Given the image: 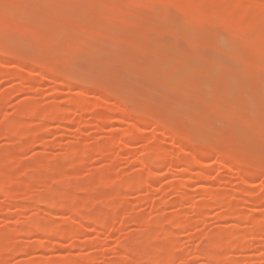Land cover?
<instances>
[{
  "label": "rangeland",
  "instance_id": "rangeland-1",
  "mask_svg": "<svg viewBox=\"0 0 264 264\" xmlns=\"http://www.w3.org/2000/svg\"><path fill=\"white\" fill-rule=\"evenodd\" d=\"M63 1L67 3L61 0H0V18L3 19H0V50L5 46L6 50L23 51L34 58L24 61L13 57L12 52L10 57L0 53V94H4V99L0 100V127L15 119L16 106L26 102L30 103L21 105L33 104L39 115L55 104L73 111L69 116L75 119L65 124L56 117L43 119L36 112V116L23 120L24 127L14 135L3 136L1 131L0 151L7 154L0 156V162L10 167L7 176L2 178H5L7 190L20 197L17 194L18 199L13 197L14 200L6 201V195H0V240H6L0 245V264L52 261L64 264L69 259L70 262L86 259V264H113L121 251L124 253L122 248L131 254L125 252L121 261L134 264L137 255L140 258L147 249L153 252L156 245L165 241L170 245L165 256H172L173 260L164 261V264H208L211 263L206 259L208 255H223L224 249L236 240H240L243 247L230 250L232 264H264V228L259 226L264 225V173H260L264 170V47L260 48L261 35H264V3H261L264 0H207L209 3L204 0L207 4L203 0H188V3L185 0H152L153 6L151 0L146 3L145 0ZM236 1L241 4L233 7ZM165 13L169 14L167 18ZM153 15V18L148 17ZM212 16L216 18L214 21H221L215 23ZM237 18L244 23L235 30L233 25L240 24H235ZM141 20L147 21L142 23ZM163 22L167 23V29L162 28ZM168 23L177 24L179 28ZM168 27L175 28L176 32ZM79 31L84 34L83 43L72 44L68 34ZM140 34L145 35L144 42L147 37L153 39L149 42L146 39L147 43L153 42L151 46L146 42L141 45ZM23 45H26L22 47L25 50L19 47ZM46 46L52 49L51 53L44 50ZM169 61L180 69H168L167 65L172 66ZM41 63L44 68L40 67ZM16 68L23 69L21 82L8 79L1 72H14ZM74 72L82 75H74ZM60 74H66L69 79L76 77L85 86L76 83V79H68V82L60 81L61 91H54L53 85L60 80ZM26 82H30L32 91ZM93 82L105 92L109 89V95L96 89ZM79 90L84 99L101 104L106 101L130 110L133 106V109L143 108L156 116L158 122L175 127L176 123L178 131L187 137L184 140L193 144L172 138L161 123V126L144 123L141 115L130 114L133 116L130 121L141 128L138 130L143 140L139 142L121 136L129 126L128 114L127 117L113 115L115 120L97 125L95 115L100 114L99 110L102 112L103 106L79 111V104L71 100L72 91ZM25 132L33 137L28 146L24 142ZM121 141L122 147L111 145ZM208 141H219L217 145H223L220 148L226 152L230 150L228 154L242 155L250 164L258 160L263 167L258 170L260 172L248 176V183H242L238 179L237 171L241 168L237 164L218 153L208 155L206 144H211ZM148 145L173 150L170 149V159L155 160L159 163L156 164L157 174L149 180L141 164L146 165L143 160L148 162L154 155L145 152ZM83 149H87L85 157H81ZM17 176L27 185L13 181ZM132 177H136L139 184L131 187L123 184ZM180 184L187 187L182 198L176 192ZM214 192L224 193V204L209 203L208 208H200L198 205L206 201L207 194ZM48 196L54 197L56 204L59 200L76 199L79 207L69 213V210L49 206L51 202L38 205L40 197L45 201ZM225 209L230 213L241 212L242 218L228 213L223 215ZM99 210L109 213L104 212L110 224L101 228L94 227V222L83 221L86 230H74L88 234L77 235L78 241L74 240L77 230L59 242L55 236L47 242L45 232L29 233L25 225L26 221L43 217L44 212L51 217L52 223L60 224L69 219L78 223L92 213L90 211L100 213ZM172 216L178 221L185 219L187 223L171 226L164 221L162 225L163 219ZM253 220L259 225L252 227ZM215 232H224L230 239L215 247L210 242ZM88 240L94 244L88 245ZM35 241H44L47 246L38 248L40 242L35 246ZM27 246L28 256L16 251L18 247ZM146 261L142 264H148ZM56 262L54 264H59Z\"/></svg>",
  "mask_w": 264,
  "mask_h": 264
},
{
  "label": "bare ground",
  "instance_id": "bare-ground-1",
  "mask_svg": "<svg viewBox=\"0 0 264 264\" xmlns=\"http://www.w3.org/2000/svg\"><path fill=\"white\" fill-rule=\"evenodd\" d=\"M60 1V0H59ZM62 1V3H64L65 1H63V0H61ZM71 1V0H70ZM69 1V2H70ZM90 1V0H89ZM131 1V0H130ZM141 1V0H140ZM186 2L188 1V0H185ZM190 2H193V0H189ZM202 1V0H201ZM205 1H207V0H205ZM204 0H203V2L204 3H206ZM212 1V0H211ZM68 2V3H69ZM84 2H88V1H79V0H72V2L71 3H84ZM121 2V1H120ZM134 2V1H133ZM137 2V1H136ZM148 2V1H147ZM176 2V1H175ZM174 2V3H175ZM178 2V1H177ZM181 2H183V1H181ZM180 2V3H181ZM185 2V3H186ZM189 2V3H190ZM208 2V1H207ZM55 3V2H54ZM58 3V2H57ZM61 3V2H60ZM65 3H67V2H65ZM88 3H91V2H88ZM123 3H124V1H123ZM145 3H146V0H145ZM149 3V2H148ZM151 3H152V6L154 5L153 3V1L151 0ZM150 3V4H151ZM188 3V2H187ZM195 3V2H194ZM209 3V2H208ZM261 3H264V2H261ZM183 4V3H182ZM203 4V3H202ZM207 4V3H206ZM233 4L235 5V6H233V7H236V6H239L240 4H241V2H239V1H236V2H233ZM181 5V4H180ZM179 5V6H180ZM164 6L165 7H168V6H166L165 4H164ZM182 6V5H181ZM155 8V7H154ZM184 9V8H183ZM169 12V11H168ZM167 11H166V13H168ZM165 13V16L164 17H168V16H166V15H169V14H166ZM143 15V14H142ZM149 15H152L151 13L149 14ZM178 15V14H177ZM186 16V15H185ZM185 16H183V17H185ZM134 17V16H133ZM138 17V16H137ZM148 17H150V18H153L154 17V15L151 17V16H148ZM164 17H163V19H164ZM244 17V16H243ZM254 17V16H253ZM186 18V17H185ZM212 18H213V16H212ZM215 18V17H214ZM214 18H213V21H214ZM245 18H247L248 19V17H244V19ZM251 18V17H250ZM1 19V18H0ZM126 19H127V17H126ZM130 19H133V18H130ZM141 19V18H140ZM140 19L138 18V21H140ZM216 19V18H215ZM238 19V18H237ZM243 18H241V20H244ZM253 19V18H252ZM1 20H3V19H1ZM151 20V19H150ZM149 20V18H148V21L149 22H151L152 23V21H150ZM158 20H159V18H158ZM164 20H167V19H164ZM182 20V19H181ZM234 20H236V19H234ZM142 21V23L144 22V20H141ZM147 20H145V22H146ZM160 21H161V19H160ZM168 21V20H167ZM219 21H221V20H219ZM219 21H217V22H219ZM238 21H240V19H238L237 20V22L235 23V22H233V23H235V24H237V23H240V24H237V26H235L234 27V25H233V28L235 29V30H238L237 28L239 27V26H241L242 25V23H244V21H240V22H238ZM144 22V23H145ZM148 22V23H149ZM168 22H171V21H168ZM172 22H174V21H172ZM215 23H217L216 22V20L214 21ZM242 22V23H241ZM254 22V21H253ZM147 23V24H148ZM155 23V22H154ZM153 23V24H154ZM163 23H165V22H163ZM156 24H157V22H156ZM161 24L162 23H160L159 25H160V27H162V26H164V27H162V28H165L166 27V29H167V23H165V25H162L161 26ZM168 24H170V23H168ZM178 24H180V23H178ZM150 25H152V24H150ZM159 25H157L156 27H159ZM170 25H172V24H170ZM177 25V24H176ZM176 25H172V26H174L175 28H179V27H177ZM205 25V24H204ZM90 25H88V27H89ZM154 26H155V24H154ZM180 26H183V25H180ZM0 27H1V25H0ZM171 27V26H170ZM170 27H168V28H170ZM174 28V30L172 29V28H170V29H172L174 32H176V29ZM232 30L231 29V31H233V32H236L235 30ZM0 30H2L1 28H0ZM162 30V29H161ZM164 30V29H163ZM216 30V29H215ZM76 31V30H75ZM178 31V30H177ZM161 32V31H160ZM239 32V31H238ZM264 33V32H263ZM82 35H84L83 33H80V31L77 33V32H73V33H70V34H68V39L70 40V42L72 43V44H76L77 42H81V37H82ZM141 35V34H140ZM143 35V34H142ZM141 35V37L140 38H142V37H144L145 38V35H143L142 36ZM211 36V35H210ZM209 36V37H210ZM231 36H233V34H231ZM262 37H261V41H260V44H261V47L260 46H258L257 44H256V46H258V49H259V47L262 49L263 47H264V35L262 34L261 35ZM147 37V36H146ZM215 37V36H214ZM219 37V36H218ZM148 38V37H147ZM146 38V39H147ZM213 38V37H212ZM211 37H210V39H212ZM85 39H86V37H85ZM146 39H145V42L147 43V41H146ZM151 38H148V42H149V40H150ZM230 39V38H229ZM141 40V39H140ZM140 40H139V42H140ZM144 39L142 38V40L141 41H143ZM152 41H153V39H151ZM25 41H27L28 42V40H24V42ZM144 41H143V43L141 42V45L142 44H144L145 43ZM207 42V41H206ZM83 42H81L80 44H82ZM85 43H87V42H84V44ZM145 43V44H146ZM151 43V42H150ZM150 43H147L148 45H150ZM153 43V42H152ZM151 43V44H152ZM208 43H209V41H208ZM83 44V46L84 47H86L85 45ZM213 44V43H212ZM90 45V44H89ZM140 45V46H141ZM26 45H23V46H19V47H25ZM91 46H93V45H91ZM151 46V45H150ZM5 47V46H4ZM4 47H3V49H2V51L0 50V53L1 54H5L6 56L7 55H9V57L10 56H12V54H13V57H16V58H18V59H22V60H28V58H30V59H32V57H31V55L29 54H27L26 52H23L22 51V53L21 52H18V53H16L14 50H6V49H4ZM27 47H28V45H27ZM27 47H26V49H27ZM30 47V46H29ZM33 47V46H32ZM32 47H30V48H32ZM88 47V46H87ZM148 47V46H147ZM152 47H154V46H152ZM44 48V50L47 52V53H51L52 52V49L50 48V47H48V46H46V47H43ZM150 47H148V49H149ZM256 48V47H255ZM22 49H24V48H22ZM87 49H90V48H87ZM4 50V51H3ZM8 51V52H6V51ZM25 50V49H24ZM73 50V49H72ZM90 50H92V49H90ZM177 50V49H176ZM255 50V49H254ZM14 51V52H13ZM27 51V50H26ZM76 51V50H75ZM180 51V50H179ZM6 52V53H5ZM11 52H12V54H11ZM181 52V51H180ZM180 52H178V54L180 53ZM183 52V51H182ZM22 54L23 56H20V54ZM184 53H186V52H184ZM183 53V54H184ZM247 53H248V51H247ZM19 54V55H18ZM183 54H182V56H183ZM4 55V56H5ZM26 55V56H25ZM173 55H174V52H173ZM247 55V54H246ZM28 56V57H27ZM187 56V55H186ZM175 57H181L180 55L178 56V55H176ZM30 59H29V63H30ZM34 59V58H33ZM33 59L31 60V61H33ZM171 59H173V58H171ZM180 59V58H179ZM182 59V58H181ZM187 59H186V57H185V61H186ZM62 61V60H61ZM125 61H127V60H125ZM129 61H131V60H129ZM27 62V61H26ZM37 62V60L35 59L34 60V64ZM39 62V61H38ZM128 62V61H127ZM157 62V61H156ZM187 62V61H186ZM28 63V62H27ZM32 63V64H33ZM49 63V62H48ZM66 63V62H65ZM168 63H170L172 66L170 67V65H167L166 67H168V69L170 68V70H171V68L173 67V63H171V61H169ZM42 64V63H41ZM51 64H53V63H51ZM155 64V63H154ZM157 64H159L158 62H157ZM38 65V64H37ZM40 65V64H39ZM54 65V64H53ZM127 65H128V63H127ZM130 65V64H129ZM128 65V66H129ZM132 65V64H131ZM49 66V65H48ZM48 66H47V68H48ZM138 66V65H137ZM184 66V65H183ZM40 67H43V64L42 65H40ZM45 67H46V65H45ZM139 67V66H138ZM138 67H136V68H138ZM141 67V69H143V71L145 70V67H143L142 68V66H140ZM163 68H164V66H162ZM44 68V67H43ZM46 68V69H47ZM76 68H78V67H76ZM175 68V70L176 69H180V68H176V67H173L172 68V70ZM49 69V68H48ZM64 69V68H63ZM79 69V68H78ZM99 69H101V67H99ZM135 69V68H134ZM147 69H149V68H146V70ZM23 69H20L19 68V70H18V68H16V70L13 72V71H11L10 70V72L8 71V70H4V71H1V72H3L4 73V75L6 76V78H8V79H16L18 82H21V81H23L24 80V75L20 72V71H22ZM65 71H66V69H64ZM151 70V69H150ZM70 71V70H69ZM80 71V70H79ZM84 71V70H83ZM154 71V70H153ZM66 72H68V70L66 71ZM70 72H72V71H70ZM70 72H68V73H70ZM141 72V71H140ZM146 72H148V73H150L149 71H146ZM55 73V72H54ZM81 73H83L82 72V69H81ZM84 73H89V72H86V71H84ZM147 73V74H148ZM58 73H56V75H57ZM70 74H73V72L72 73H70ZM69 74V75H70ZM79 74H80V72H79ZM78 73L76 74L75 72H74V75H79ZM146 74V73H145ZM80 75H82V74H80ZM89 75H90V73H89ZM110 75V74H109ZM91 76H93L92 74H91ZM111 76V75H110ZM26 77V76H25ZM58 77L60 78V80L59 81H56L55 83H54V85H53V90L54 91H61V89L59 88V84H60V81L61 82H66L68 79H69V77L68 76H66V74L64 75V74H60V75H58ZM96 77V76H95ZM113 77V76H112ZM97 78V77H96ZM74 79H76L77 81H75L76 83H78V84H81L82 86L84 85L85 86V84H83V83H80L79 82V80L76 78V77H73V79H69V80H72V81H74ZM98 80H100L101 78H97ZM128 79V78H127ZM87 80V79H86ZM86 80H85V83H86ZM89 81H91L90 79H88ZM81 81V80H80ZM83 81H84V79H83ZM104 81V80H103ZM120 81V80H119ZM68 82V81H67ZM105 82H108V81H105ZM27 83V84H26ZM25 84H26V86L30 89V82H26ZM72 83V82H71ZM89 83V82H88ZM87 83V84H88ZM93 83H95V82H93ZM86 84V85H87ZM96 84H98V83H95V87H97L96 89H98V90H102V92L103 93H105V94H107V95H109L107 92L109 91V89H106L107 90V92H105V90H104V88H98V85L96 86ZM109 84H112V83H109ZM80 85V86H81ZM89 85V84H88ZM94 85V84H93ZM77 86V85H76ZM79 86V85H78ZM90 86V85H89ZM92 86V85H91ZM90 86V87H91ZM99 86H100V84H99ZM75 87V86H74ZM94 86H93V88H95ZM101 87V86H100ZM127 87V86H126ZM58 88L60 89V90H58ZM76 88V87H75ZM74 88V89H75ZM18 91L19 90H21V89H17ZM31 91H32V89H30ZM126 90V89H125ZM80 91H82V90H79V91H72L73 93H72V97H71V100H72V102L73 103H77V104H79V106H78V110L79 111H90V109H91V111H92V108H96L97 106H98V109H101V107H102V112L99 110L97 113H100V114H96L95 116H96V118H95V116H94V118H95V122H96V124L97 125H99V124H101L102 122H108V121H113V120H115L114 118H115V116H113V115H119V116H121L122 114V116H126L127 117V115L126 114H128V118H129V126H128V128H127V130L125 131V130H123V132H121V136H123V137H129V138H131L132 140H134L135 139V141L137 140H139V141H141V128L140 127H138V123H136V122H131L130 120H131V118L133 117V116H136V115H138V116H140L141 118H142V120L144 119V123H155L156 125H160L159 123H161V127L166 131V133L167 134H169L172 138H175V139H178L179 141H181V142H184V143H188L189 142V144L192 142V141H185L184 139H185V135L184 134H182L180 131H178V129L176 128L177 127V125L178 124H176L175 123V125H176V127L175 126H169L166 122H158V118H156V116H151V114H149V111H144V109L142 108L141 110H143L144 112H142L141 110H140V108L138 109V108H136V109H133L135 106H133V108H131L132 110H130L128 107H123V108H121L120 106H118V105H115L114 103H112V104H108V103H105V102H103V104H105V105H103V104H101V103H98L97 101H90L89 99H87V98H83V94H81L80 93ZM33 92L35 93V91L33 90ZM111 92V91H110ZM126 92V91H125ZM80 93V94H79ZM111 93H113V92H111ZM203 93V92H202ZM113 94H115V95H117L116 93H113ZM112 94V95H113ZM35 95V94H34ZM81 95V96H80ZM111 95V94H110ZM111 95V96H112ZM85 96V95H84ZM114 96V95H113ZM118 96H119V94H118ZM120 97H122V96H119V98ZM4 99V94H0V100H3ZM118 99V98H117ZM122 100H124L125 102H127V99L125 100L124 98H121ZM23 102V101H22ZM26 103H30V102H26ZM26 103H20V105H17L16 106V111H15V119H12V120H10V121H7L5 124H3L2 125V127H0V133H1V131L3 132L2 134H4L3 136H7V137H9L10 135L12 136V134L14 135L15 133H17L19 130H21L23 127H24V122H23V120L26 118V117H30V116H36V112H37V114H38V116L40 117V115H41V117L43 118V119H45V118H47V117H56V119L58 118V120H61L63 123H65V124H68L69 122L70 123H72L75 119H71L70 117L71 116H69V114L71 113V112H73V111H71L70 109H67V108H62V107H60V106H57V105H55V104H53V105H50L49 107V110L48 109H46L44 112H41L40 113V115H39V113H38V111H36V108L34 107V105L33 104H27V105H21V104H26ZM177 104H179V103H177ZM190 104V103H189ZM181 105V104H180ZM51 106H53V107H51ZM183 106V105H182ZM100 107V108H99ZM127 109H129L130 110V112L127 110ZM138 109V110H137ZM133 111V112H132ZM136 113H135V112ZM69 112V113H68ZM143 114H142V113ZM146 112V114L147 115H145L144 113ZM148 112V113H147ZM140 113V114H139ZM33 114H35V115H33ZM130 114H132L131 115V117H130ZM149 114V115H148ZM159 114V113H158ZM121 116V117H122ZM161 117V116H160ZM42 118H40V120H43ZM162 118V117H161ZM127 119V118H126ZM73 120V121H72ZM166 120V119H165ZM160 121H162V120H160ZM167 121H168V119H167ZM172 123H173V121H171ZM170 122V123H171ZM158 123V124H157ZM164 123V124H163ZM167 125H166V124ZM171 123V124H172ZM79 124V123H78ZM163 125H164V127H163ZM179 126V125H178ZM138 128L140 129V130H138ZM179 128V127H178ZM137 130H138V132H140V134H138L137 133ZM181 131H183L182 129H180ZM6 132H7V134H6ZM8 132H9V134H8ZM11 133V134H10ZM123 134V135H122ZM120 135V134H119ZM23 137H24V142H26V146H28V145H30L31 143H32V139H33V137L31 136V135H29L27 132H25L24 134H23ZM119 137V136H118ZM187 138V137H186ZM113 139H116V138H113ZM117 139H119V138H117ZM116 139V140H117ZM143 140V139H142ZM118 141V140H117ZM138 141V142H139ZM217 141V140H216ZM216 141H214V142H216ZM113 142H114V140H113ZM209 143H211L210 145L207 143L206 145H207V147H206V145H205V147H206V150H207V153H208V155H210V154H213V153H218V154H221V155H223L225 158H227V159H229V160H232V162H234L235 164H237L241 169V171H237V172H239V178L238 179H240V181L242 182V183H248V181H249V178H248V176L250 175V174H255V173H258V172H260V171H258V170H260L263 166H261L262 164H261V162H259L258 160H255L254 162H252L251 164L250 163H248V161L246 162L245 161V159L242 157V155H240V156H232V153H231V155L230 154H228V152L230 151H228L227 150V152H226V150L224 149L223 150V148H220V147H222V146H220V145H217L218 143H219V141H218V143H213L212 141H208ZM114 143H116V141L114 142ZM119 143V142H118ZM117 143V145H115V144H111V145H113V146H119L120 145V147H122L123 145H124V143H122V141H121V143H119L118 144ZM193 143H191V145H192ZM89 149V148H88ZM171 148H161L160 146L158 147V146H156V145H148V146H146L145 147V152H147V154H154V155H152L153 156V159H152V156L149 158V160H148V162H151V160H153V162H151V163H148L147 161H145V160H143L144 162H146V165H144L145 163H141L142 165H143V167H145V169L144 170H146V171H144V172H146L145 174H147V176H146V179H147V177H148V180H149V178H152L153 176H155V174H157L156 173V171L158 170V165H156V164H159V163H157V162H155V160H158V162L160 161V159H170L171 157H172V151L170 150ZM227 149V148H226ZM86 150L87 149H83V150H81V157H85L86 156ZM90 150V149H89ZM264 151V150H263ZM100 152L103 154L105 151L102 149V150H100ZM67 153V152H66ZM264 153V152H263ZM7 153L5 152V153H2L1 151H0V156L1 157H5V155H6ZM83 154H85V155H83ZM222 156V157H223ZM245 157V156H244ZM246 158V157H245ZM151 159V160H150ZM143 161H141L140 160V162H143ZM182 161L183 162H187L185 159H182ZM248 163V164H247ZM201 165H203L204 163L203 162H201L200 163ZM223 165V164H222ZM264 165V164H263ZM156 166H157V168H156ZM0 195H2V197H4V195H6L5 197H4V199H6V197H7V199H6V201L8 200V201H11V200H14V199H12L13 197L14 198H17L18 196L20 197V195L18 194V193H15V192H10V190L8 191L7 190V188L5 187L6 186V182H5V178L3 177L2 178V176H7V173H6V171L8 170V168H10L4 161H2V162H0ZM157 169V170H156ZM263 169H264V167H263ZM258 171V172H257ZM260 173H264V170H262ZM15 180V182L17 183V184H19V185H23V186H26L27 184L26 183H24V182H22L23 180H22V178H21V176H20V178L17 176V178H13V181ZM22 180V181H21ZM148 180H146V181H148ZM147 183V182H146ZM124 185L126 184V186H133V185H136V184H139V181H138V179L136 178V177H132V178H129V180H126V181H124V183H123ZM4 185V186H3ZM141 185V184H140ZM126 186H124V188H126ZM199 188L200 189H202V186H199ZM187 190V187H186V185H184V184H180V185H178V187L176 188V192H177V194L182 198V197H184L185 196V191ZM27 193V192H26ZM17 194H18V196H17ZM18 197V198H19ZM51 197V196H50ZM49 196H48V198H49V200H48V198L46 197L45 198V201H41V200H43V198L42 197H40L39 198V202H38V205L41 203V204H44V205H47L48 203H50V204H48L49 206H51V207H55L56 209H58V210H60V208H61V210L62 209H66V211H68L69 213H70V210H71V213L73 212V209H75V210H77V207H79L78 206V202L76 203V199H74V200H70V202H69V200L68 201H63L62 202V200H59L58 202H57V204H56V201L55 200H53L54 199V197H51L50 198ZM179 197V198H180ZM207 199H206V201H204V202H202L201 203V205H198L200 208L201 207H203L204 209L205 208H208L209 207V203H213V204H215V205H223L224 204V202H223V199L225 198V195H224V193H216V192H214V193H210V194H207ZM17 198V199H18ZM10 199V200H9ZM53 200V201H51V200ZM16 200V199H15ZM49 202H48V201ZM61 201V202H60ZM55 202V203H54ZM4 204H5V202H4ZM52 204V205H51ZM83 204V203H82ZM80 206H81V204H79ZM84 205V204H83ZM119 205V204H118ZM37 206V205H36ZM60 206V207H59ZM76 206V207H75ZM2 207V206H1ZM202 208V209H203ZM74 210V211H75ZM100 211V210H99ZM90 212H92V213H88V215H86L85 216V219H84V217L81 219V221L80 222H78L77 223V221L75 222V220H73V219H69V222H68V220H66L67 222H68V226H67V222L66 221H64V222H60V224H59V222H57V221H55L54 222V220H53V222L54 223H52L51 222V217L50 216H47V214L48 213H46V212H44L43 214V217H39V218H37L38 220H36V219H34V220H30L29 221V223H28V221H26L25 222V225L27 226V228H29V229H27L28 230V232L29 233H32V234H37L38 235V233L40 234V233H44L45 232V235H46V240H47V242H49L50 241V239H51V236H55V238L57 239V241L59 242V241H61L62 240V238H64L65 236H67V234H71V233H75L76 232V230L78 231V233L76 234V238L74 239L75 241H78L79 240V236H84V234L86 235V233L88 234V232L87 231H85V233H82V232H80V230H82V228L84 229V230H86V228H85V225H83V221L84 222H87V221H90L89 223H93V226L95 227L96 225H98V226H100L101 228L102 227H106L108 224H110V222L108 221V215L107 214H105V213H108L107 211L105 212V211H103V213H101L102 211H100V213H97V212H95L94 213V211H90ZM105 212V213H104ZM225 213H228V214H230V215H232V216H236V217H241L242 218V213L241 212H239V211H236V212H233V213H230L229 212V210L228 209H225L224 210V213H223V215L225 214ZM46 214V215H45ZM109 214V213H108ZM90 215V216H89ZM220 215H222V214H220ZM37 216H39V215H37ZM47 218H46V217ZM49 217V218H48ZM41 221H40V220ZM49 219V220H48ZM70 220L72 221V222H70ZM92 220V221H91ZM32 221V222H31ZM49 221V222H48ZM164 221L168 224V225H170L171 224V226L172 225H174V226H176V224H179V226H180V224H182L183 222H184V224H186L187 223V221L184 219V220H176V219H174V217L172 216V217H168V218H166V220L165 219H163L162 220V225H164L165 223H164ZM43 222V223H42ZM46 222V223H45ZM56 222H57V224H56ZM66 222V223H65ZM82 222V223H81ZM47 223H49V224H47ZM95 223H97V224H95ZM29 224V225H28ZM166 224V225H167ZM184 224H182L181 226H183ZM250 224L252 225V227L254 226V225H259L256 221H251L250 222ZM54 225V226H53ZM146 224H144V226H145ZM25 226V227H26ZM30 226V227H29ZM98 226H96V227H98ZM259 226H261L262 228H264L262 225H259ZM94 227H93V229H94ZM75 228H79V229H76V230H74ZM96 230V229H95ZM98 230V229H97ZM80 232V233H79ZM84 232V231H83ZM47 233V234H46ZM82 233V234H81ZM81 234V235H80ZM77 235H79V236H77ZM47 236H49V238L47 237ZM155 239H156V237H155ZM158 239V238H157ZM156 239V240H157ZM225 239H227V240H229L230 238H226V236H225V233L224 232H222V233H220V232H215V233H213L212 234V237H211V243H212V245L213 246H218V245H220L221 243H222V241L223 240H225ZM86 240V239H85ZM84 240V242H86ZM159 240V239H158ZM4 241H6L5 239H3V238H1V240H0V245L4 242ZM89 242H87V244L89 243H91V244H94V243H92L91 242V240H88ZM40 242V243H39ZM39 242H37V241H35V246L37 245L36 243H39V244H41V245H39L38 244V246H36V247H38V248H45L47 245V243H43L44 241H39ZM162 242V241H161ZM167 243V244H164V243ZM165 242H163V243H160V244H158V245H154L153 247L155 248L154 249V251L153 252H151L150 250L149 251H147V250H145L142 254L141 253H139V255L141 256L140 258H139V256L137 255L138 254V252L135 254V255H137V257H138V259H137V261H135L134 262V264H142V261H144V260H147L146 261V263H148V264H164V263H169V262H171L172 260H173V257L172 256H169V255H166L165 256V253H167L168 252V248L170 247V245H169V242H167V241H165ZM43 243V244H42ZM88 244V245H89ZM86 245V244H85ZM169 245V246H168ZM40 246V247H39ZM91 246V245H90ZM93 246V245H92ZM241 247H243V245L241 244V242H240V240H236V241H233L231 244H230V246L228 247V248H225L224 249V254L223 255H221V256H219V255H208L207 256V260H211L210 262L212 263V264H232L231 262H230V256H231V254H230V250H233V249H238V248H241ZM20 247H18L17 249H16V251L17 252H21L22 254H24V255H26V256H28L29 254V247L27 246V247H22V248H20ZM128 248V247H127ZM126 248V249H127ZM123 250H124V253L126 252V253H129L128 251H125V249L124 248H122ZM152 249V248H151ZM128 250V249H127ZM142 250V249H141ZM153 250V249H152ZM140 251V250H139ZM122 253H120L121 254V256L119 257V259H117V260H115V261H112V263L113 264H124V259L121 261V258H122V255H124V253H123V251H121ZM150 252V253H149ZM125 253V254H126ZM28 254V255H27ZM129 254H131V253H129ZM127 256V255H126ZM125 256V257H126ZM129 256V255H128ZM206 257V256H205ZM208 257H210V259H208ZM127 258V257H126ZM125 258V259H126ZM142 258V259H141ZM140 259V260H139ZM206 260V261H207ZM68 261V263H64V264H86L87 262H85L86 261V259H84V262H83V260H82V262H80V261H72V262H70L71 261V259H69V260H67ZM118 261V262H117ZM139 261H141V262H139ZM165 261V262H164ZM54 261H52L51 263L49 262H46V264L48 263V264H54L53 263ZM58 262V261H57ZM56 262V263H57ZM116 262V263H115ZM133 262V261H132ZM164 262V263H163ZM59 263V262H58ZM211 263H208V264H211ZM45 264V263H44ZM60 264V263H59ZM61 264H63V262H61ZM133 264V263H132Z\"/></svg>",
  "mask_w": 264,
  "mask_h": 264
}]
</instances>
